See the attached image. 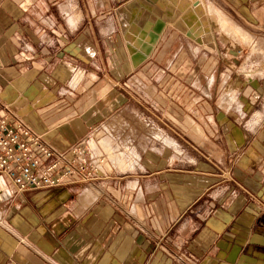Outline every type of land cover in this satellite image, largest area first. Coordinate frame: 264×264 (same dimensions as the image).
<instances>
[{
    "label": "crops",
    "instance_id": "crops-1",
    "mask_svg": "<svg viewBox=\"0 0 264 264\" xmlns=\"http://www.w3.org/2000/svg\"><path fill=\"white\" fill-rule=\"evenodd\" d=\"M259 1L0 0V109L60 152L101 126L110 151L91 180L1 178L0 264H264Z\"/></svg>",
    "mask_w": 264,
    "mask_h": 264
},
{
    "label": "built area",
    "instance_id": "built-area-1",
    "mask_svg": "<svg viewBox=\"0 0 264 264\" xmlns=\"http://www.w3.org/2000/svg\"><path fill=\"white\" fill-rule=\"evenodd\" d=\"M77 76L81 77L80 82L84 70L74 69L71 81ZM105 135L106 130L100 126L68 150L60 152L27 124L12 121L0 109V202L9 196L8 190L2 186V177L17 191L51 188L75 177L79 180L95 178L102 164L109 159L100 146Z\"/></svg>",
    "mask_w": 264,
    "mask_h": 264
},
{
    "label": "rangeland",
    "instance_id": "rangeland-1",
    "mask_svg": "<svg viewBox=\"0 0 264 264\" xmlns=\"http://www.w3.org/2000/svg\"><path fill=\"white\" fill-rule=\"evenodd\" d=\"M262 3V1L260 0L259 2H258V4H261ZM224 18V17H223ZM220 19H221V16H220ZM220 19H219V21H220ZM224 19H226V18H224ZM220 24H221V22H220ZM221 27H222V25H221ZM223 29V28H222ZM227 29H229L230 30V32H228L227 34H229V35H231V36H233L232 34L234 33H236L237 34V36H240V37H242L243 38V40L244 41H246L247 40V35L246 34H244L241 30H239V29H237V28H232L231 26H230V24L228 25V27H227ZM209 31H210V28H209ZM234 31V32H233ZM214 63V62H213ZM256 72H258V71H263V69L262 68H258L257 70H255ZM194 76V74H192L191 76H189L188 77V79H190V78H192ZM186 78H187V76H185ZM130 94H132V96H133V98H141V96H140V94L141 93H139V92H135V91H130ZM144 97V96H143ZM146 100H148V102L150 101H154V105H160V109L162 108V109H165V108H167V105H166V103H164L163 102V100L162 99H164V97H162L158 92H154V91H149V93H148V97L147 98H145ZM144 99V100H145ZM165 106V107H164ZM158 109V108H157ZM101 146L104 148L105 147V145L104 144H101ZM120 151V150H119ZM118 151V152H119ZM106 152L108 153V152H110L109 151V149H106ZM117 152V153H118ZM128 153H129V151H128ZM112 154V153H111ZM130 154V153H129ZM108 156H109V153H108ZM112 156V155H111ZM128 156V155H127ZM116 157H118V158H120V154L119 155H117ZM132 157H133V155L132 154H130L129 156H128V158L127 157H123L125 160H127V162L128 161H130V159H132ZM123 158H122V160H123ZM128 163H130V162H128Z\"/></svg>",
    "mask_w": 264,
    "mask_h": 264
},
{
    "label": "bare ground",
    "instance_id": "bare-ground-1",
    "mask_svg": "<svg viewBox=\"0 0 264 264\" xmlns=\"http://www.w3.org/2000/svg\"><path fill=\"white\" fill-rule=\"evenodd\" d=\"M220 22H221V25H222L223 30H224L226 33L230 32V30L227 29V27H228V21H227L226 19H224V18L221 16ZM225 35H226V34H225ZM80 78H81L80 76H77V78H75L76 83L79 82ZM73 82H74V81H73ZM112 156H113V155H112ZM112 156H111V158H112ZM114 156L116 157L117 155H114ZM113 158H114V157H113ZM112 161H114V160L112 159ZM122 162H123V161H122Z\"/></svg>",
    "mask_w": 264,
    "mask_h": 264
}]
</instances>
